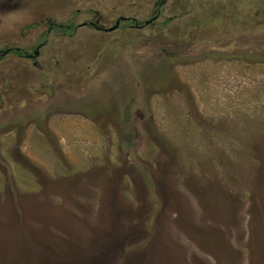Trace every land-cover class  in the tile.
Returning <instances> with one entry per match:
<instances>
[{"label":"rangeland","instance_id":"374dc122","mask_svg":"<svg viewBox=\"0 0 264 264\" xmlns=\"http://www.w3.org/2000/svg\"><path fill=\"white\" fill-rule=\"evenodd\" d=\"M155 1L0 0V47L45 41L0 60V263L115 210L142 264H264V0Z\"/></svg>","mask_w":264,"mask_h":264},{"label":"trees","instance_id":"16d2710c","mask_svg":"<svg viewBox=\"0 0 264 264\" xmlns=\"http://www.w3.org/2000/svg\"><path fill=\"white\" fill-rule=\"evenodd\" d=\"M163 2L164 0H159L158 4ZM133 24L136 27L141 25H137V22ZM11 51L22 52L19 49L3 47L0 50V60L6 52ZM116 214L115 210L109 211L105 224H95L88 231L78 232L70 237L60 236L62 242H67L62 246L57 243V246L51 245L53 242L49 243L46 238L43 241L33 231H30L29 235L22 232L20 237L13 238L14 246L5 248L0 264H142L149 242L150 250L156 251L152 246L155 237L146 241L144 237L137 236L135 241L132 235H128L126 229H123L124 224L118 227V223H115ZM19 218V225L22 223L26 227V221ZM53 241L55 243L57 239L53 238ZM159 253L165 258H171L162 246ZM261 259L264 260V255Z\"/></svg>","mask_w":264,"mask_h":264},{"label":"flooded vegetation","instance_id":"af4514ba","mask_svg":"<svg viewBox=\"0 0 264 264\" xmlns=\"http://www.w3.org/2000/svg\"><path fill=\"white\" fill-rule=\"evenodd\" d=\"M159 3V0H157V1H155V3H154V5H155V7L157 8L156 9V12L154 13V15H152V17L151 18H153L154 16H156L157 14H158V11L160 10V7H161V5L162 4H158ZM130 21V20H129ZM99 22V21H98ZM135 22H137L138 24L137 25H139V24H141L140 26H145L146 25V23L145 22H139L138 20H133V22L132 23H135ZM152 23H154V20L151 22V24ZM149 23H147V25H148ZM85 25H89L90 27H93L94 29H98V30H101V29H104V28H102V27H99L100 26V24L99 23H97V21H96V24H94V23H92V20L90 21V20H88V21H86V23H85ZM134 25V24H133ZM76 26H78L77 24H75V23H63V22H56V21H49L48 22V26H47V30H46V32L45 33H49L50 31H51V29H53V28H59V29H61V30H68V29H70V28H72V27H76ZM137 27H139V26H137ZM44 42L45 41H42V42H40L38 45H36L35 47H34V49H32L31 51H28V50H26V49H24V48H21V47H18V46H2V47H0V50L3 48V47H7L8 49L9 48H15V49H19V50H22V52L21 53H15L14 51H11V52H6L3 56H2V58L5 56V55H7V54H9V53H14V54H16L17 56H19V57H21V58H26V59H30V60H32V63L33 64H36V58H37V56L39 55V47L42 45V44H44Z\"/></svg>","mask_w":264,"mask_h":264},{"label":"water","instance_id":"95a60500","mask_svg":"<svg viewBox=\"0 0 264 264\" xmlns=\"http://www.w3.org/2000/svg\"><path fill=\"white\" fill-rule=\"evenodd\" d=\"M121 19H124V17H120V18H118V19L116 20V23H115V25H114V26H112V27H110V28H109V29H107V30H112V29L116 28V27H117V25H118V23H119V21H120ZM146 22H149V21H146Z\"/></svg>","mask_w":264,"mask_h":264}]
</instances>
